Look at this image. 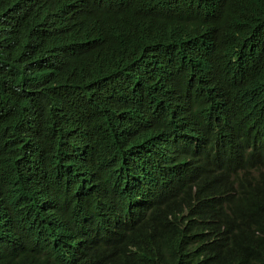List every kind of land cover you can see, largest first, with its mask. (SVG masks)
I'll return each mask as SVG.
<instances>
[{"label": "trees", "instance_id": "1", "mask_svg": "<svg viewBox=\"0 0 264 264\" xmlns=\"http://www.w3.org/2000/svg\"><path fill=\"white\" fill-rule=\"evenodd\" d=\"M181 6L198 24L174 16ZM29 8L0 12V213L49 175L70 194L62 213L85 217L99 203L100 175L194 108L186 98L203 94L227 111L264 92V0H36ZM159 11L172 19L157 22ZM0 264L51 262L0 238Z\"/></svg>", "mask_w": 264, "mask_h": 264}, {"label": "clouds", "instance_id": "2", "mask_svg": "<svg viewBox=\"0 0 264 264\" xmlns=\"http://www.w3.org/2000/svg\"><path fill=\"white\" fill-rule=\"evenodd\" d=\"M17 2L24 3L28 10L36 4V0H0V12ZM186 6L196 8L192 2ZM173 13L181 23L198 24L183 6ZM200 15L204 17L207 12ZM171 16L170 11H159L155 20L162 24ZM208 34H212L210 29ZM191 37L196 38V31ZM227 61L224 59V65ZM143 72H137V76L140 78ZM188 99L183 104L194 108L179 113L173 124L158 127L147 149L120 154V160L100 175L98 205L103 197L108 206L114 204V209L106 212L107 218L115 214L120 218L118 207L126 204L123 198L127 199L128 193L122 178L133 177L135 182L139 177L142 182L149 175L153 178L149 188L154 201L144 212L132 210L148 204L142 203L149 199L147 185L135 183L130 187L126 206L130 211L122 223L113 226L116 244L110 250L108 246L102 248V243L109 241L102 238L108 230L99 229V220H89L87 233L91 239L87 245L82 242L85 217L70 218L62 213L70 194L56 191L59 185L53 182L58 179L49 175L36 181L41 187L38 191H21L11 207L7 202L0 213V238L7 244L40 252L51 264H264V92L242 96L227 111L212 108L203 94ZM131 162L134 172L128 171ZM95 180L99 181L97 177ZM115 190L122 195L120 201ZM154 206L169 211L156 212L154 221L150 213L148 220L136 227V221ZM105 223L109 225V219ZM115 227L123 228L117 232ZM78 228L80 238L75 250L72 247ZM67 241L69 253L65 255ZM165 242L168 246L183 245L177 251L155 245ZM115 248L117 252L112 253ZM93 249L105 254L94 253Z\"/></svg>", "mask_w": 264, "mask_h": 264}, {"label": "bare ground", "instance_id": "3", "mask_svg": "<svg viewBox=\"0 0 264 264\" xmlns=\"http://www.w3.org/2000/svg\"><path fill=\"white\" fill-rule=\"evenodd\" d=\"M26 6V5H25ZM26 8V7H25ZM201 54V53H200ZM199 54V55H200ZM220 74V73H219ZM218 74V75H219ZM222 74V73H221ZM92 156V155H91ZM74 158H75V156H73ZM136 170V168L135 167H133V162H131V166L129 167V169H128V171L129 172H134ZM86 173H87V171H86V169L84 170V172H83V182H82V184H86V182H87V178L85 177V175H86ZM152 176L151 175H149L148 177H147V180L145 181V182H142V179H141V177H139L138 178V181L137 182H135L134 181V179H133V177H124V178H122V180H121V184H122V186H123V188H124V190L128 193V196H127V199H126V204L122 207V209L120 210V218H117L116 216V214L115 215H112L111 217H109V218H107V211L108 210H110V211H112L113 209H114V204L112 203L110 206H108L107 205V203H106V197H103V199L101 200V202H100V205H94V210L92 211V214H88V213H86L85 214V223H84V226H83V231L85 232L84 233V235L82 236V242L85 244V245H87V241L89 240V239H91V238H89L88 237V233H87V230L89 229V220H99L100 222H101V226L99 227V229H102V230H108V232H104L103 233V236H102V238L103 239H107V240H109L108 242H103L102 243V248H105L106 246H108V250H110V248L112 247V246H114L115 244H116V239H112V237H113V229H114V225H119V223H122L123 222V220L125 219V217H126V213H128L130 210H128V208H126V206H127V204H128V201H129V198H130V194H131V190H130V187L133 185V184H135V183H145L146 185H147V187H146V193L149 195V199L148 200H143L144 202H142V203H148L146 206H138L137 208H133V212H135V211H142V212H144V211H146L147 209H148V207H149V205L154 201V197H153V192H151L150 191V188H149V185L151 184V182H152ZM249 185L250 186H253L254 185V183L253 182H249ZM146 201V202H145ZM176 203V201H174V203H172V204H175ZM171 209L172 210H174L175 209V207L172 205L171 206ZM170 209V210H171ZM97 211L99 212V213H97ZM163 212V213H168V211H169V209L167 208V207H161V209L160 208H158V209H156L155 208V206H154V208H152V210H150V212L148 213V214H146L145 216H144V218L142 219V220H138V221H136V227H138V225H139V223L140 222H146L147 220H148V218H149V215H150V213L152 214V216H153V221L156 219L154 216H155V214H156V212ZM107 219H109V225H107V223H105V221L107 220ZM215 221H216V218H215V215L213 216V219H212V222H213V224H215ZM116 228V231L118 232V231H120L123 227H115ZM145 229H148V227H146L145 226ZM204 229L206 230L207 229V227H204ZM78 230H79V228L75 231V238H74V247H72V248H74L75 250L78 248V245H79V238H80V236H79V234H78ZM93 230V229H92ZM138 230H140V229H138ZM123 236H125V235H122V237ZM110 239H112V241H110ZM122 239V238H121ZM126 238H123V240L122 241H124ZM125 241H128V240H125ZM126 243H128V242H126ZM69 243H68V241H67V244L65 245V252H64V254L65 255H67L68 253H69V251L66 249V248H68L69 246ZM183 245V244H182ZM112 253H116L117 252V248H115V250L114 251H111ZM102 254H105V253H102Z\"/></svg>", "mask_w": 264, "mask_h": 264}]
</instances>
